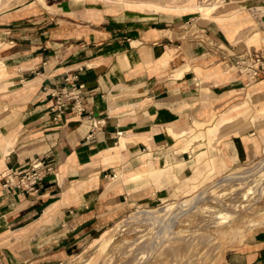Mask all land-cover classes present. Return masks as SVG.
<instances>
[{
	"label": "crops",
	"instance_id": "crops-1",
	"mask_svg": "<svg viewBox=\"0 0 264 264\" xmlns=\"http://www.w3.org/2000/svg\"><path fill=\"white\" fill-rule=\"evenodd\" d=\"M12 1L0 10V264H66L131 211L190 197L174 195V177H204L214 157L217 178L264 155L250 117L201 132L197 163L174 135L246 109L264 120V69L251 78L237 66L264 55V0H225L210 17L185 10L188 0ZM74 87L79 98L56 119L51 93ZM34 161L38 190L3 186ZM217 264H264V228Z\"/></svg>",
	"mask_w": 264,
	"mask_h": 264
},
{
	"label": "rangeland",
	"instance_id": "rangeland-1",
	"mask_svg": "<svg viewBox=\"0 0 264 264\" xmlns=\"http://www.w3.org/2000/svg\"><path fill=\"white\" fill-rule=\"evenodd\" d=\"M11 1L1 0L0 10L10 7L12 5ZM18 1L24 0H13L12 2ZM193 2L200 1L194 0ZM221 4H224V0H221ZM200 13L210 17L212 11L211 13ZM246 114L245 119L241 123L248 121L250 117L253 121H259L263 127V121H260L259 115L253 114L252 109L247 111ZM261 114H264V112H261ZM194 132H196L195 129L192 130L190 137ZM202 133L204 134L201 137L204 138L207 136L208 129L206 132L202 131ZM176 135L184 136L186 141L190 138L186 136L187 133ZM208 145L211 148L212 142L208 143ZM208 158L209 154L207 153L201 164L203 168H205ZM259 159V163L254 161L247 166L229 169L228 172L214 178L215 173H221L222 169H217L214 166L213 157H211L213 168L210 173L206 172L204 177H200L197 180L189 178L184 182L174 177L179 182L175 186L178 191L174 195L187 194V191L193 189L194 183L198 185L197 191L192 194L188 193L187 195L191 196L185 197L179 202H167L163 207L155 209L150 207L146 208V210L138 208L131 211L125 218L112 225V230H110V233L114 234L112 242L107 246L98 261L96 260L100 254L101 246L98 245V242L105 231L81 246L66 264H217L220 254L230 243L242 241L247 234L264 228V166H259L260 161L264 160V155ZM226 170L228 169H223V171ZM238 174L244 175V177L227 181L217 188L208 189V194L207 192L206 194L212 193L210 196H215L218 199H208L195 208H198L196 212L191 213L186 218H184V214L181 216L183 206L195 204L189 199L198 191L210 187V184L220 177L228 175L227 177L230 178ZM172 180L171 178L170 181ZM197 204L194 206H197ZM170 205L181 207L177 211L179 214L176 215L171 213L176 207L168 210V219L180 217L174 220V223L169 227L171 229L166 235L159 233L156 224L148 221V219L147 222L142 216H136L138 213L143 215L151 214L155 210L167 208ZM134 214L139 218H135ZM198 214L202 216L201 219L193 217ZM186 220H190L194 227L198 224L202 229H188V225L185 226L183 224ZM252 220L254 221L251 222ZM120 225L121 227H119ZM106 231H109V229ZM147 247L153 251L150 255L144 256L148 251Z\"/></svg>",
	"mask_w": 264,
	"mask_h": 264
},
{
	"label": "bare ground",
	"instance_id": "bare-ground-1",
	"mask_svg": "<svg viewBox=\"0 0 264 264\" xmlns=\"http://www.w3.org/2000/svg\"><path fill=\"white\" fill-rule=\"evenodd\" d=\"M76 3L77 2H80V1H83V0H74ZM164 1H168V0H164ZM174 1V0H173ZM181 1V0H180ZM184 1V0H183ZM194 0H188V4L186 6H184L183 8L185 10H198L199 12H203V13H211V11H216L219 7H220V4H221V0H204L203 2H201L202 0H200V2H193ZM206 1V2H205ZM208 1V2H207ZM223 1V0H222ZM225 1V0H224ZM177 2V1H176ZM0 3H1V0H0ZM225 3V2H224ZM154 10V9H153ZM252 28V27H251ZM257 35V34H256ZM257 36H253L252 38L249 39L248 42H257ZM2 101V100H1ZM233 109V108H232ZM250 109H246L245 111H241L239 112L238 115L236 116H230V117H226V116H222L220 119H218V121L214 124V125H211L212 127H209L208 128V132H210L211 135L215 134L217 132V130H224L226 127L230 126V125H236V124H240L246 117V112L249 111ZM261 112H264V109L261 111ZM263 127H264V120H263ZM171 130V129H170ZM188 132V131H187ZM192 132V131H191ZM202 131H199V132H194L192 133V136L187 140V144L184 146V150H188L192 147V152L194 153V159H195V163L199 162L204 154V150H202V148L199 146V144L197 145H194V142L196 140L199 139L200 137V134H201ZM186 132H183L181 134H178V135H183L185 134ZM264 133V130L263 132ZM176 135V134H174ZM242 145V144H241ZM153 146V145H152ZM239 146V145H238ZM237 146V147H238ZM155 148V146H154ZM3 152V151H2ZM240 153V152H239ZM159 158V157H158ZM3 161V160H2ZM0 162V165L3 163V162ZM213 163H214V166L216 167L217 166V162L215 160V158L213 157ZM259 163V162H258ZM260 163H262L260 161ZM224 164V162H223ZM259 165V164H258ZM264 166V164L262 165ZM213 171V170H212ZM196 178V177H195ZM195 180V179H194ZM227 180H223L222 181V184H225ZM225 182V183H224ZM196 184L194 183V186H192V190L190 191H187V193L189 194H192L194 191H197L196 189ZM217 186V185H216ZM217 188V187H216ZM213 189V188H212ZM215 190V189H214ZM213 191V190H211ZM208 194V192H207ZM212 194V193H211ZM211 194H209L208 196H210ZM206 196V195H205ZM207 197V196H206ZM194 199H195V196H193L192 198L189 199V201H192L194 202ZM195 205V204H194ZM176 206L174 205H170L168 206L167 208H162V209H158V210H155L154 212H152L151 214L147 213V215H143V214H134V216H142L145 220L148 219V221H151L152 223L156 224L158 226V231L159 233H162L163 235H166L169 230L171 228H169L173 223H174V218H171L170 221L168 222V218H169V215L168 214V210H171L173 208H175ZM167 212V213H166ZM184 214V212L181 214V216ZM135 218H139V217H136ZM133 217V216H132ZM178 217V216H177ZM180 217V216H179ZM178 217V218H179ZM178 218H175V219H178ZM168 219V220H167ZM254 220H252L251 222H253ZM162 224H165V228L163 230H161V225ZM119 225V224H118ZM117 225V226H118ZM121 227V225L119 226ZM115 229V228H114ZM110 230L109 231H105L103 234H102V238L100 239V241L98 242V245H101L100 246V254L97 258L96 261H98L100 259V256L104 253L105 249L107 248V246L112 242V239H113V236L114 234H112V232L110 233ZM172 233V232H171ZM107 235V236H105ZM189 236V235H188ZM160 247V246H159ZM148 251L144 254V256H148L151 254V252L153 250H151L150 248H148ZM154 255V254H153ZM102 258V257H101Z\"/></svg>",
	"mask_w": 264,
	"mask_h": 264
},
{
	"label": "built area",
	"instance_id": "built-area-1",
	"mask_svg": "<svg viewBox=\"0 0 264 264\" xmlns=\"http://www.w3.org/2000/svg\"><path fill=\"white\" fill-rule=\"evenodd\" d=\"M237 66L242 72H246L251 78H254L257 76L260 69H264V55H261L256 59H252L247 55H240L237 61ZM51 94L55 98L52 110L55 112L56 119L62 116L69 101L73 99L77 100L79 98V94L76 93V87L72 90H67L65 88L62 90H55ZM76 105L80 112L84 110V105L79 101H77ZM41 166L42 162L34 161L32 166L26 170H8L3 186L13 190H23L27 192L38 190L37 184L43 178Z\"/></svg>",
	"mask_w": 264,
	"mask_h": 264
},
{
	"label": "water",
	"instance_id": "water-1",
	"mask_svg": "<svg viewBox=\"0 0 264 264\" xmlns=\"http://www.w3.org/2000/svg\"><path fill=\"white\" fill-rule=\"evenodd\" d=\"M262 163H260V165L259 166H262L263 164H264V160H262L261 161ZM229 175V174H228ZM228 175H225L224 177H220L219 179H217L216 181H214L213 183H211L210 184V187H208V188H204L203 190H201V191H198L194 196H195V199H194V203H195V205L197 204V202H198V204H197V206H194V204L192 205V206H189V205H186V206H183V209H181V212H184V215L186 214V213H188V212H190L191 210H193V209H195L196 207H198L199 206V204H201L202 202H205L206 200H208V199H218L217 197H215V196H208L207 194H206V192L208 191V189H211V188H213V187H219L221 184H222V180H224V179H226L227 181H231V180H234V179H239V178H242V177H244V175H235L234 177H227ZM238 176V177H237ZM227 181H225V182H227ZM224 182V183H225ZM217 185V186H216ZM207 197H206V196ZM180 207L181 206H177L171 213H173V215H176V214H179V213H177V211L178 210H180ZM171 219V218H170ZM170 219L168 220V222L170 221ZM179 219V218H178ZM175 220V219H174ZM176 222H177V220H176ZM165 224H162L161 225V230H163L164 228H165Z\"/></svg>",
	"mask_w": 264,
	"mask_h": 264
}]
</instances>
